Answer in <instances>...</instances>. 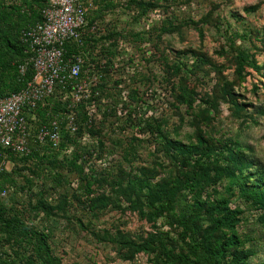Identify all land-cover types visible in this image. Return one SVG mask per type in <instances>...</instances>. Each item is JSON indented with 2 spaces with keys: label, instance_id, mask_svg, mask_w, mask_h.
<instances>
[{
  "label": "rangeland",
  "instance_id": "obj_1",
  "mask_svg": "<svg viewBox=\"0 0 264 264\" xmlns=\"http://www.w3.org/2000/svg\"><path fill=\"white\" fill-rule=\"evenodd\" d=\"M91 4L84 70L98 77L99 93L77 108L64 148L12 159L0 173V229L7 221L23 230L11 238L0 231V262L170 264L155 257L161 247L185 253L173 219L214 190L210 201L240 213L223 231L237 239L238 264H264V0ZM198 133L201 153L165 151L168 142L196 144ZM162 187L169 198L153 195ZM126 240L143 250L131 255L117 243Z\"/></svg>",
  "mask_w": 264,
  "mask_h": 264
},
{
  "label": "built area",
  "instance_id": "obj_2",
  "mask_svg": "<svg viewBox=\"0 0 264 264\" xmlns=\"http://www.w3.org/2000/svg\"><path fill=\"white\" fill-rule=\"evenodd\" d=\"M91 6V0H46L40 20L19 33L25 58L17 72L23 76L29 71L30 79L19 91L0 97V173L11 158L59 152L61 144L67 145L63 135L76 133L78 106L97 96L92 91L98 77L84 70L83 31ZM66 44L76 53L64 59ZM54 103L62 111L54 112ZM5 194L0 191V197Z\"/></svg>",
  "mask_w": 264,
  "mask_h": 264
},
{
  "label": "trees",
  "instance_id": "obj_3",
  "mask_svg": "<svg viewBox=\"0 0 264 264\" xmlns=\"http://www.w3.org/2000/svg\"><path fill=\"white\" fill-rule=\"evenodd\" d=\"M92 1L95 2L96 0ZM45 2L46 0H0V97L19 91L30 79L29 71L23 76L18 75L17 72V65L25 58L24 47L19 42L18 36L25 27L33 25L40 20L39 10L43 7ZM101 2L103 3L104 0H101ZM83 40L85 43L86 40ZM64 51V59L76 53L74 47L68 44L64 45ZM245 64H247V57L240 53L237 65L240 72L243 71ZM98 88L99 86H96L92 93H99ZM225 95L227 97L230 96V94L225 91L221 96L222 99ZM91 99L94 100V98ZM230 101L235 105L233 99ZM60 107L61 105L59 103H54L53 111H62ZM78 107L81 108L80 105ZM37 113L39 116H43L42 111H37ZM195 140L196 144L191 146L183 145L178 142H168L165 151L168 153L172 151L176 155L186 157H190L198 151L201 153V147L205 144V140L200 133L196 135ZM63 141L65 143L70 141L65 134L63 135ZM60 147L62 148L63 145L61 144ZM44 157L46 156H38L36 153H33L17 160H29L31 158ZM12 159L14 158H11V160ZM261 174L263 181L261 180L262 182L259 184L258 189L261 192V198L264 199V171ZM206 177L207 174L203 171L198 174L194 183L196 181L198 182L200 179H205ZM148 189L152 190V188ZM2 190L4 189L0 187V191ZM161 191L164 193L162 194ZM169 192V189L162 187L161 189L153 191V195L166 196L169 198V196L172 195V193ZM212 194H215L214 190L209 196H207L208 200H194L195 202L189 208L188 213L182 214L173 219L175 225L181 228L180 240L185 248V253H170L167 252L164 247H161L160 252L155 259L170 264H219L218 259L221 257L222 253L231 248V256L233 257L227 262V264H238V261H241L239 260L241 252H237L236 250L238 246L236 237L233 234L226 235L223 232H227V230L232 231L234 229L237 217L240 213L228 208L224 199L210 201L209 197ZM150 199L153 203L157 198L152 197ZM158 199L161 200L162 198L159 197ZM200 218H203L208 222L206 227L202 228L199 224ZM0 231H3L5 236L11 238V235H20L23 230L20 229V227L14 228L13 224L10 222L3 221V227ZM33 236H36L32 238L34 244L41 245L43 243V238L38 233H34ZM214 242H216V245L213 247L212 243ZM117 243L131 250V255L143 250L142 245L131 240ZM38 252L44 256L48 255L43 244ZM236 254L238 255L236 256ZM49 263L59 264L57 260H51ZM0 264L6 263L0 262Z\"/></svg>",
  "mask_w": 264,
  "mask_h": 264
}]
</instances>
